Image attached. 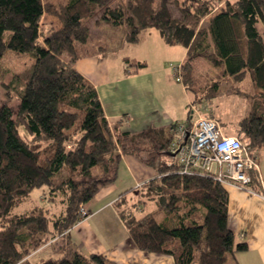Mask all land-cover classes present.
Returning a JSON list of instances; mask_svg holds the SVG:
<instances>
[{"label": "trees", "instance_id": "obj_1", "mask_svg": "<svg viewBox=\"0 0 264 264\" xmlns=\"http://www.w3.org/2000/svg\"><path fill=\"white\" fill-rule=\"evenodd\" d=\"M114 1L0 0V67L12 55L32 60L14 76L16 112L0 107V264H115L72 249L43 262L30 257L80 221L79 205L114 181L124 154H141L156 170V177L138 188L142 210L137 212V204L120 210L139 251L171 256L175 264H225L229 256L247 250L228 228V194L222 185L209 177L178 175L172 159L158 160L161 154L169 156L170 138L162 130L131 135L119 122L110 126L95 89L74 63L89 38L86 20L126 26L128 44L154 29L166 46L183 47L188 60L203 57L217 70L213 76H196L186 72L189 63L182 65V82L199 104L216 99L226 80L249 79L252 106L243 118L220 127L248 139L251 152L262 150L264 0H125L112 7ZM45 14L56 27L42 28ZM125 62L135 68L129 75L145 66ZM203 82L207 86L199 87ZM204 117L220 122L212 113ZM257 186L253 176L251 187L259 193ZM43 187V204L14 213ZM123 198L118 205L126 203ZM146 207L154 209L143 213Z\"/></svg>", "mask_w": 264, "mask_h": 264}, {"label": "crops", "instance_id": "obj_2", "mask_svg": "<svg viewBox=\"0 0 264 264\" xmlns=\"http://www.w3.org/2000/svg\"><path fill=\"white\" fill-rule=\"evenodd\" d=\"M49 19L50 21L44 22V29L48 24L53 28L57 26L55 19ZM102 24L97 22L95 25L103 26ZM88 27L90 37L93 26ZM121 27L126 29L120 36L121 48L126 44L130 48L128 50L134 52V48L139 47L148 38L158 47L159 51L165 52L164 56L166 53L171 54L172 51H177L175 49L177 46H166L154 29L143 31L138 43L128 44L124 40L128 29L126 26ZM105 42L108 43L107 47H109L110 42ZM104 49V47H99L96 51H84L81 58L74 63V69L95 89L105 119L110 126L119 122L122 125L121 130L131 135L144 130H168L166 135L170 138L173 125L196 118L194 114H188L187 109L184 112L180 104L172 106L174 101L169 95L165 99L162 98L161 91L158 93L155 86L154 73L156 70H149L147 60L140 61L136 57L137 55L131 53L120 54L121 56L118 54V56H114L117 67L113 69L114 67L109 63L112 56H108L112 54L106 55L103 52ZM125 58L127 60H124ZM175 59H179V63L184 64L185 67L186 63H189L186 72L192 70L196 76L199 75L197 72L201 70L199 68L204 66L203 57L188 60L187 49L185 48H183L181 55ZM204 60L206 59L204 58ZM125 61L145 63V66L137 70L135 74L129 75L127 71H135V68L128 67ZM213 70L216 69L213 68ZM182 73L184 72L182 71ZM244 82L253 93L249 79L246 78L240 83ZM184 89L186 90V88ZM190 102L188 105L192 104ZM199 105L202 112L199 114V110H197L195 115L197 113L204 117L209 112L207 104ZM218 120H220V122L217 121L219 125L221 122H226L222 119ZM142 156L141 154L137 156L124 154L117 167L114 181L101 187L94 197L85 204L88 216L74 225L69 233L61 239L64 244L50 250V246L54 243L43 247L32 254L30 258L41 253L42 250H47V257L57 258L62 253L67 252V249H72L86 255L103 256L115 264H175L171 256L148 254L134 247L120 217V210L124 205L137 204V212L142 210L138 202L141 199L140 192L137 190L136 199L131 196V193L134 188H138L139 185L156 177V170L147 166ZM158 160H161L160 157ZM260 181V188L254 187L260 192L255 194L239 189L232 183L222 184L228 194V228L235 234L236 242L247 244L246 251L229 256L225 264H264V171L263 175H260ZM122 196H124L123 199L126 203L120 206L117 201ZM147 208L149 211L154 209L153 207Z\"/></svg>", "mask_w": 264, "mask_h": 264}, {"label": "rangeland", "instance_id": "obj_3", "mask_svg": "<svg viewBox=\"0 0 264 264\" xmlns=\"http://www.w3.org/2000/svg\"><path fill=\"white\" fill-rule=\"evenodd\" d=\"M57 1L59 2L63 0H55V2ZM124 2L125 0H115L112 3V7H115L118 4L123 5ZM48 17L49 16L46 14L43 16L41 21L42 28H44L45 26L44 22L50 21L49 18L51 17ZM95 21L96 19H90L86 20L85 22L87 26H93V30L86 44L82 46V53L84 51H96L99 47H104L105 49L103 52H105L106 55L112 54L108 56H112L110 58L111 61L109 60V63L112 64V66L114 67L113 69L117 67L114 61V56H118V54L123 55L124 53H131L137 55L136 57H138L140 61L147 60L149 70H156V72L154 73L155 86L158 93L159 91H161L162 98L165 99V97L169 95L174 101L172 102V106L175 104H180L184 112L185 109H187L188 114L192 113V115L194 114V116L196 117L199 116L197 113L195 115V112L197 110H199L198 112L199 114H201L200 112H202V109H200V105L197 101V97L195 96L194 92L188 89H186V91L184 89L186 88L184 83L182 81H176L174 72L171 69V66L180 64L179 59H175V57H179L181 55L183 47L177 46V48H175L177 49V51L174 50L171 54L166 53V56H164L165 52L159 51L158 47L154 45L151 40L146 38L143 44L139 45V47L137 48H134V52H131L128 50L130 49L128 48V45L124 44V46L121 48L120 46H122V44L119 43L121 34L126 30L125 27L115 28L102 21H99V23H104L102 24L103 26H96ZM105 41L110 42L109 47H107L108 43ZM156 54H158V56H155ZM31 63L32 61L30 58L22 55H12L11 57L9 56L4 58V61L2 62V65L0 67V73H2L3 76L2 80L0 81V107L5 105L10 108L14 113L16 112L17 106L19 104V95L17 93L18 89H16V84L13 83L14 76L19 73L24 67L29 66ZM203 64L204 66H201L199 68L201 70L197 72L198 74L209 73L212 76L215 75L217 70H213V68L209 65L206 60H204V58ZM191 74H193L192 70ZM199 85V87H206L207 83L205 84L203 82ZM220 85V93L218 97L210 104L206 103L207 109L209 112L214 114L216 118L225 120L226 122L234 123L235 121L243 118L247 114L248 109L252 106L255 97L253 96V93L249 90V87L247 86L246 82L237 84L233 83L231 79H228ZM194 89L197 90V87L195 86ZM190 101L192 102V104L188 105ZM160 102L162 103V101ZM209 112L207 113L209 114ZM230 131L231 130L229 129L228 131L225 130V133L233 135V133H231ZM162 133L163 135L168 134V130H163ZM165 137H167V135H165ZM252 153L256 156L257 164H259V173L260 175H263L264 150H254L252 151ZM159 157L163 161H169L171 159L169 156L164 154H161ZM44 190L45 187L40 189H34L30 194L29 200L17 207L14 210V213L21 214L29 210L31 207H33V205L43 204L41 196ZM137 190L138 188L136 187L131 193V196H134L135 199L137 195ZM147 209L148 208L146 207L143 213L147 211ZM140 214L142 213L140 212L138 215ZM62 244H64L63 240L58 243H54V245L50 246L49 250L52 248L55 249L58 245L61 246ZM46 253L47 250H42L41 253L30 258V260L32 262H43L47 259L53 258L47 257Z\"/></svg>", "mask_w": 264, "mask_h": 264}, {"label": "built area", "instance_id": "obj_4", "mask_svg": "<svg viewBox=\"0 0 264 264\" xmlns=\"http://www.w3.org/2000/svg\"><path fill=\"white\" fill-rule=\"evenodd\" d=\"M176 81H181L182 64L171 66ZM249 140L226 134L211 118L197 116L171 128L167 153L181 176L209 177L220 183H232L255 194L253 176L261 186L256 156L249 150ZM140 185L138 186V188ZM80 220L88 216L85 204L78 207Z\"/></svg>", "mask_w": 264, "mask_h": 264}]
</instances>
